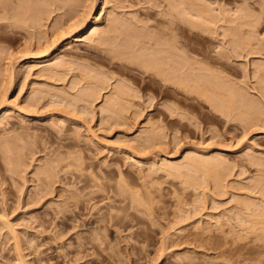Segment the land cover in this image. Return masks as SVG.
I'll list each match as a JSON object with an SVG mask.
<instances>
[{
  "label": "rangeland",
  "instance_id": "1",
  "mask_svg": "<svg viewBox=\"0 0 264 264\" xmlns=\"http://www.w3.org/2000/svg\"><path fill=\"white\" fill-rule=\"evenodd\" d=\"M62 1L0 36V118L16 112L0 126V264H264L262 225L252 231L235 208L264 189V53L228 56L231 31L250 27L224 13L244 0H198L216 5L207 32L187 0ZM25 53L38 58L14 59ZM142 61L185 75L193 66L204 89L165 82ZM165 158L174 167L159 170Z\"/></svg>",
  "mask_w": 264,
  "mask_h": 264
},
{
  "label": "bare ground",
  "instance_id": "2",
  "mask_svg": "<svg viewBox=\"0 0 264 264\" xmlns=\"http://www.w3.org/2000/svg\"><path fill=\"white\" fill-rule=\"evenodd\" d=\"M41 1V2H40ZM61 1L62 0H0V36L2 35L4 38H5V40L6 41H8L7 39L8 38H13L12 36L10 37L9 35H8V30L9 29H17V28H25V27H27V28H30L31 29V27H33L34 26V23H38L37 21H39V19H41V20H47L48 18H49V16H47V18H45L44 19V16H45V14H52L53 12L55 13L56 11H53V7H55V9L57 8V7H60L61 6V4H59V2L61 3ZM88 1H90V0H88ZM96 1V0H95ZM94 1V2H95ZM187 1H189L190 3H193V5L196 7V10H198V8H200L199 10H201V11H199V16L196 18L197 20H200V22H202L201 24H198V22L199 21H197L196 19H194V21L193 22H190V23H192V25H193V27L194 28H197V29H199V30H201L202 32H207V31H209V29L208 28H206V27H203L202 26V24H204L205 23V20H206V22H207V19L206 18H209L210 20H211V17H213V12H211V9H210V7H212V8H214V6H216V5H214V6H208V4L206 5V6H208V7H206L205 5H200V3H198V2H202V1H198V0H187ZM248 1H253V3H252V5H250V6H248L249 8H245L246 7V4L248 3ZM63 2V1H62ZM93 1H91V3H92ZM204 2V1H203ZM257 3L258 5H259V7L258 8H256L255 7V3ZM93 4V3H92ZM91 4V5H92ZM249 4H251L250 2H249ZM249 4H247V5H249ZM64 5V4H63ZM62 5V6H63ZM221 5V4H220ZM244 5H245V7H244V9L241 7V9H240V7L238 8L237 7V10L235 11L234 9H232V10H225V9H223L222 8V10H225V15H226V13L228 12L229 14H227V15H231L232 13L230 12V11H232V12H234L233 14H232V21L233 22H236L237 20H240V18H244V16H245V18H247V20H245L246 21V24H248L249 25V29L248 30H246V31H241V32H238V33H236L235 31H231L232 32V34H231V36H230V34L228 33V35H227V33L226 34H224V36L225 37H228V36H230V39L227 41L228 42V44L230 45V49L228 50V52H229V54H228V56L230 57L231 56V58L232 57H242L243 55H244V53L247 55V56H249V54H253V53H255L256 54V56L257 55H262L263 53H264V36H261L260 35V33H258L259 34V36H261L260 38H259V36H258V34H257V31L256 30H258V27L257 26H260V22H262L261 20H263L264 19V0H244ZM61 6V8H62V10H64L65 9V5H64V7H62ZM96 6V4H93V7L92 6H90L91 7V11H93L94 10V7ZM180 6H182V5H180ZM197 6H200V7H197ZM205 6V8H203V7ZM224 6V5H223ZM51 7V8H50ZM218 7V6H217ZM183 8H185V7H183ZM208 8V10L210 11H208V10H206ZM50 9V10H49ZM52 9V10H51ZM58 9V8H57ZM56 9V10H57ZM213 10V9H212ZM214 10H215V8H214ZM213 10V11H214ZM234 10V11H233ZM53 11V12H52ZM59 11H61L60 10V8L57 10V12H59ZM91 11H89V12H91ZM185 11V10H184ZM186 11H188V9L186 8ZM185 11V12H186ZM203 11V12H202ZM208 11V12H207ZM52 12V13H51ZM57 12H56V14H57ZM83 12H84V10H83ZM83 12H81V13H83ZM202 12V13H201ZM219 12V11H218ZM246 13V14H243V13ZM255 12H257V14L255 13ZM53 13V14H54ZM80 13V12H79ZM92 13V12H91ZM91 13H89V14H91ZM200 13H201V15H200ZM209 13H212V14H210V16H209ZM216 13V11H214V14ZM220 13V12H219ZM241 13H242V15H244V16H242L241 15ZM250 15H249V14ZM197 15V14H196ZM195 15V16H196ZM217 15H219L218 13H216V15L215 16H217ZM91 15H89V17H90ZM242 16V17H241ZM263 16V17H262ZM56 17V16H55ZM192 17H194V15H192ZM205 18V19H204ZM260 18H263V19H260ZM209 19H208V21H209ZM83 20V21H82ZM81 20V22H78V20L75 22V25L73 24V26H76L75 27V30L76 31H78L79 29H83V26L84 25H86V24H82V22L84 23V20H86V18H84V19H82ZM204 22H203V21ZM80 21V20H79ZM46 22V21H45ZM78 23V24H77ZM80 23V24H79ZM263 23V22H262ZM99 24L100 23H98V22H96V24L93 26V29L91 30V35H90V37L88 38V42L89 43H95V42H98V41H96L93 37L94 36H96V35H99L102 31H101V29H100V26H99ZM88 25V24H87ZM62 26V25H61ZM26 28V30L27 31H29L28 29ZM255 28H257V29H255ZM69 29H72V26H71V28H69ZM73 29H74V27H73ZM72 29V30H73ZM64 30V28L63 29H61L60 30V34L59 35H64L65 36V34H63V33H61V31H63ZM70 31V32H75V30H73V31ZM84 30V29H83ZM30 32V31H29ZM82 32V31H81ZM78 33V32H77ZM76 33V34H77ZM225 33V32H224ZM234 33V34H233ZM75 34V33H74ZM78 34H80V33H78ZM165 34H167V33H165ZM171 34H173V31H172V33ZM69 35V34H68ZM236 35H238V37H239V35L241 36V39H240V41H239V43H234L235 42V39H232V37H234V36H236ZM1 36V37H2ZM62 36H59V41H61V38H62ZM172 36V38H170V40H171V47H173L174 49H175V47H177V46H179V45H175V42H174V40L172 41V39L174 38L173 37V35H171ZM68 37H70V36H68ZM66 38V36H65V38L66 39H69V38ZM245 37V41L243 40V38ZM3 38V39H4ZM16 38V40H17V37H15ZM14 38V39H15ZM64 38V39H65ZM0 39H2V38H0ZM13 40V39H12ZM152 40V39H151ZM238 40V39H237ZM236 40V41H237ZM79 41H83L82 40V38L81 37H79V36H74L73 37V40L69 43V45H66V43H65V47L66 46H68V48L67 49H69L70 47H71V44L73 43V42H79ZM176 41V40H175ZM14 42V41H13ZM63 42V41H62ZM170 42V41H169ZM245 43H247V44H245ZM258 43V44H257ZM52 44H54L53 42L51 43V45H49V46H46L47 48H45L44 49V52H43V54H42V56L45 54V55H49L50 53H51V50H53L52 49ZM244 45H246L247 46V48L244 46ZM42 46V45H41ZM40 46V47H41ZM64 46V45H63ZM257 47V48H256ZM181 49V48H180ZM254 55V54H253ZM39 56H41V55H39ZM173 56V55H172ZM255 56V55H254ZM255 56V57H256ZM10 57H12L13 58V56H10ZM9 57V58H10ZM32 57V59H36V58H38V56H36V54H27L26 55V53L24 54V56L22 55V56H20L19 58H14V59H19V61L22 59V58H31ZM47 57V56H46ZM12 58L10 59V60H12ZM21 58V59H20ZM40 58V57H39ZM43 58V57H42ZM16 60H14L13 62H14V64H15V61ZM192 60V59H191ZM18 61V62H19ZM195 60H193V62H194ZM12 62V63H13ZM146 62V64H144L145 66L148 64V63H150L149 65H147L146 67L148 68V69H153L152 67H154V69L155 68H157V71H156V73H157V75L158 76H160V77H162V79L163 80H165V82H168V83H180V84H184V82H185V80L186 79H189V78H191V80H192V82H193V85L194 86H197V88L199 87L200 89L199 90H202L201 88H203V86H202V84L199 82L198 83V81L200 80V78L198 79V81H197V79H194L193 78V76H194V73L192 72L191 73V71H193V69H196L195 67L193 68V66H192V68H190V70L191 71H189V73L190 74H188V75H185V74H187V73H182V72H180L181 71V69H178L177 67H174V66H172V65H169L170 66V68L169 67H167L166 69L167 70H165L164 68H162L161 66V68L159 67L158 68V66H152V65H154V64H151V62H149V61H145ZM145 62H141L142 64L143 63H145ZM148 62V63H147ZM191 62V61H190ZM196 63V62H195ZM9 64H11V61H10V63ZM13 65V64H12ZM9 65V66H11V68H9V69H11V72H12V70H13V66H15V65ZM143 65V66H144ZM57 66H59V67H61L62 65H57ZM59 67H56V66H53V68H59ZM50 68H52V67H49L48 69H50ZM168 69H169V71H168ZM9 71V70H8ZM195 71H197V69L195 70ZM10 72V71H9ZM195 74H202L203 75V73L202 72H198V73H195ZM200 75H195V77H197V76H200ZM188 76V77H187ZM198 78V77H197ZM12 79V78H11ZM197 82V83H196ZM12 83V80H10V84ZM199 85H201L202 87H200ZM204 89V88H203ZM190 90H193V88L192 87H190ZM205 92V91H204ZM208 92L206 91L205 92V94H207ZM230 93L228 92V94L226 95V98H224L225 99V101H226V104H229V105H233V101H234V99H233V97L231 96V95H229ZM209 95V94H208ZM242 96V95H241ZM210 102H212V106L214 107V109L217 111V112H222V114H224V108L221 106V105H218V103L217 102H215V101H213V100H210V99H208ZM243 100H244V98H243ZM7 101V100H6ZM6 101L4 100V101H0V108L4 105V103H6ZM228 105V106H229ZM231 105V106H232ZM15 111H14V109H12V108H8V109H6L5 110V113H4V115L0 118V126H2L3 125V123L5 122V120H9V119H11L12 118V116L13 115H15ZM80 154H82L81 152H80ZM80 154H79V156H80ZM78 156V157H79ZM199 156L197 155H193V156H190V162L192 161L193 163H191V164H194V161H196L195 163H199L201 160H202V158L201 159H199L198 158ZM201 157V156H200ZM80 158H82L81 156L77 159V160H80ZM57 161H60L59 159H56ZM198 160V161H197ZM203 161V162H202ZM201 162L202 163H204V164H209V161H207V160H202ZM71 162H75L74 160L73 161H71ZM162 163H161V165L159 166V167H157L159 170L161 169H166V168H169V167H171V168H173L174 167V162L172 163V162H169L168 160L166 161V158L165 159H163L162 161H161ZM83 163V162H82ZM82 163H81V165H80V163H79V165L77 166V167H80V166H82ZM69 164V163H68ZM67 164V165H68ZM73 164V166H75L74 164L75 163H72ZM71 163L68 165V166H66V168H70L71 167V165H72ZM189 164V163H188ZM176 165V164H175ZM198 165V164H197ZM72 166V167H73ZM154 166V168H155V166H156V164H154L153 165ZM188 166V165H187ZM195 166V165H194ZM202 166V165H201ZM203 167V166H202ZM90 170H91V172L89 171V169H88V172L89 173H91L88 177H89V181H90V184H92V186L94 187V188H98L99 187V179L100 178H98V176H97V174H94V172H92L93 170L90 168ZM166 171V170H165ZM46 176H47V178L48 179H52L53 178V172H51L50 170H47L46 171ZM51 181V180H50ZM124 186H125V184H123ZM122 185V186H123ZM128 185H126L125 187H123V189L124 190H126ZM129 189H130V187H129ZM129 189H127V191L129 190ZM131 189H133V188H131ZM130 189V191L132 192L133 190H131ZM126 191V192H127ZM129 191V192H130ZM130 192V193H131ZM134 192V191H133ZM139 192V193H138ZM128 193V192H127ZM138 193V196L136 195V197H138L137 199L135 198V194H137ZM137 193L136 192H134V193H131V194H134L133 196H134V201L136 200V202H138V203H141L140 201H142L143 202V199H144V196L142 195V194H140V191H137ZM47 195V194H46ZM46 195H43L42 197H41V199H43ZM62 195V194H61ZM141 196H143L142 198H141ZM142 199V200H141ZM135 202V203H136ZM137 204V203H136ZM142 204V203H141ZM137 205H139V204H137ZM139 207V206H138ZM235 208L237 209V212H236V215H237V217H238V219L240 220V222L241 223H243L244 225H249V227H250V229L252 230V231H255V229H256V227L257 226H259V224H261L262 226H261V235H259V236H257L258 237V239L261 241V240H263L264 238V189L262 190V194H260L259 195V197L258 198H248L247 200H238V202H237V205L235 206ZM258 229V228H257ZM100 230L101 229H94L93 230V234L95 235V236H99L101 233H100ZM258 230H260V227H259V229Z\"/></svg>",
  "mask_w": 264,
  "mask_h": 264
}]
</instances>
